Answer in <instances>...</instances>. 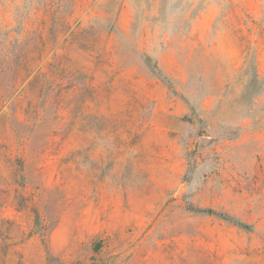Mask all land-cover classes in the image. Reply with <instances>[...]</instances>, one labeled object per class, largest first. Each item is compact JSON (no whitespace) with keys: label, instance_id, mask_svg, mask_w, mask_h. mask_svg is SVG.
<instances>
[{"label":"rangeland","instance_id":"1","mask_svg":"<svg viewBox=\"0 0 264 264\" xmlns=\"http://www.w3.org/2000/svg\"><path fill=\"white\" fill-rule=\"evenodd\" d=\"M0 264H264V0H0Z\"/></svg>","mask_w":264,"mask_h":264}]
</instances>
